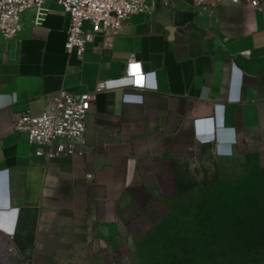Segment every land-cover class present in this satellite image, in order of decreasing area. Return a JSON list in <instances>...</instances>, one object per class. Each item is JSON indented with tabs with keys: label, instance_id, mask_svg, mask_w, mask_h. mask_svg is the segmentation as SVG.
<instances>
[{
	"label": "crops",
	"instance_id": "obj_1",
	"mask_svg": "<svg viewBox=\"0 0 264 264\" xmlns=\"http://www.w3.org/2000/svg\"><path fill=\"white\" fill-rule=\"evenodd\" d=\"M260 1L158 3L119 36L98 35L82 59L66 52L69 16L50 2L44 25L30 11L19 39L0 41V234L20 262L109 264L138 218L179 195L186 163L264 153ZM125 77L143 86L97 95L82 155L48 160L14 128L62 88L80 94Z\"/></svg>",
	"mask_w": 264,
	"mask_h": 264
},
{
	"label": "built area",
	"instance_id": "obj_2",
	"mask_svg": "<svg viewBox=\"0 0 264 264\" xmlns=\"http://www.w3.org/2000/svg\"><path fill=\"white\" fill-rule=\"evenodd\" d=\"M206 3L210 0H195ZM213 6L221 2L246 4L252 8L261 6L260 0H212ZM57 2L69 16L66 52L76 54L82 59L86 45L98 35L110 32L111 38L119 36L124 22L132 15L151 13L157 4L172 6L173 0H0V41H17L24 29V15L34 11L33 24L42 26L50 13L48 4ZM89 25L90 30L85 26ZM250 53L244 52V55ZM136 77H125L101 81L91 92L75 94L65 88L60 89L48 99L42 115L33 116L30 112L18 115L14 119V128L28 134L29 142L39 146L36 155L48 160L62 155L83 154L87 145V120L92 104L98 94L127 87H142ZM47 146L44 152L41 148ZM5 243L3 249L12 264L20 262L18 250L11 237L0 234Z\"/></svg>",
	"mask_w": 264,
	"mask_h": 264
},
{
	"label": "rangeland",
	"instance_id": "obj_3",
	"mask_svg": "<svg viewBox=\"0 0 264 264\" xmlns=\"http://www.w3.org/2000/svg\"><path fill=\"white\" fill-rule=\"evenodd\" d=\"M180 176L182 190L179 195L160 202L138 218L131 226L132 234L127 245L111 253L109 264H141L144 254L162 245L169 235H183V227L197 225L207 219L223 221L233 208L247 210L248 206L240 205L239 201L243 199L253 213H238L236 221L250 218L264 224V153L243 158L206 154L186 163Z\"/></svg>",
	"mask_w": 264,
	"mask_h": 264
},
{
	"label": "trees",
	"instance_id": "obj_4",
	"mask_svg": "<svg viewBox=\"0 0 264 264\" xmlns=\"http://www.w3.org/2000/svg\"><path fill=\"white\" fill-rule=\"evenodd\" d=\"M239 202L248 209L233 208L223 221L207 219L183 227V235H169L162 245L144 254L141 264H264V224L250 218L237 222L238 213H253L245 199Z\"/></svg>",
	"mask_w": 264,
	"mask_h": 264
},
{
	"label": "bare ground",
	"instance_id": "obj_5",
	"mask_svg": "<svg viewBox=\"0 0 264 264\" xmlns=\"http://www.w3.org/2000/svg\"><path fill=\"white\" fill-rule=\"evenodd\" d=\"M5 243L3 241L0 240V264H12V262L10 260H8V256L5 254L4 251V255H3V247H4Z\"/></svg>",
	"mask_w": 264,
	"mask_h": 264
}]
</instances>
